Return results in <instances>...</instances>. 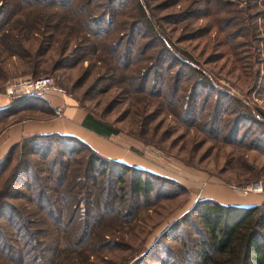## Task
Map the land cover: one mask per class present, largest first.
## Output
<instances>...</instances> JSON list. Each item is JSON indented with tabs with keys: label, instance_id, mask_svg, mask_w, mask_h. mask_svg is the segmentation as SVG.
Here are the masks:
<instances>
[{
	"label": "rangeland",
	"instance_id": "1",
	"mask_svg": "<svg viewBox=\"0 0 264 264\" xmlns=\"http://www.w3.org/2000/svg\"><path fill=\"white\" fill-rule=\"evenodd\" d=\"M41 1L0 3V20L7 19V9H27L18 20L32 24L31 28L40 25L45 32L49 44L40 42L41 30L36 35L23 33L21 41L30 53L44 50L40 67L50 74L38 78H49L47 90L63 93L117 133L129 135L131 151L146 161L145 170L168 179L148 177L149 193L132 195L129 175H125L119 207L129 223L109 228L104 237L111 247L87 262H196L198 241L206 236L189 212L203 197L205 186L239 189L257 182L264 196V0H146L150 30L136 23L132 0L93 1L90 15L100 21L98 29L110 30L109 40H119L116 53L106 46L101 51L96 42L87 43L84 33L75 43L73 31L77 30H72V24L64 28L68 22L58 18L57 5ZM51 12L56 17L48 15ZM54 23L57 28L50 43L47 26ZM3 58L6 54L0 52ZM127 59L132 65L126 70L122 65L128 64ZM24 66L17 58L0 63V102H6L0 110L8 109L3 113L8 114L7 119L0 118V130L16 118L41 116L35 107L45 106L42 96L47 92L5 96L6 84L31 78L20 75ZM143 76L148 91L159 93L147 104L138 93L134 98L128 91L138 92ZM23 97L27 106L21 102L10 107L11 99ZM21 108L26 112L16 113ZM34 145L48 158L63 152L57 140H35ZM32 158L20 159L33 163ZM15 161L13 155L11 164L0 171V186ZM35 174L41 179L45 176L41 170ZM26 181L30 183L29 178ZM41 183L47 189L52 185L47 178ZM19 184L15 186L18 193L7 202L20 210L19 204L24 202L19 195L25 189Z\"/></svg>",
	"mask_w": 264,
	"mask_h": 264
},
{
	"label": "trees",
	"instance_id": "2",
	"mask_svg": "<svg viewBox=\"0 0 264 264\" xmlns=\"http://www.w3.org/2000/svg\"><path fill=\"white\" fill-rule=\"evenodd\" d=\"M93 1L99 0H43L39 3L57 5L54 7L61 12L58 18L68 22L64 28L69 29L72 24V30L79 33L73 31L75 43L79 41L76 38L84 33L82 35L86 34L87 43L96 42L101 51L102 46H106L116 53L120 48L119 40H109L110 30L104 32L98 29L100 21L90 15L95 7ZM132 1L136 23L150 30L151 23L145 16L148 8L146 0ZM0 3H6V0H0ZM26 10H6L7 19L0 20V52L5 53L6 58H17L24 62L21 76L28 75L33 79L43 75L48 77L50 73L43 72L40 67L44 50L38 48L30 53L21 42L23 33L25 35L28 31L36 35L42 31L40 25L31 28L29 26L32 24L25 25L18 20L20 15L28 13L29 10ZM16 14L18 15L15 16ZM48 15L56 17L52 12ZM45 28L44 25L43 30ZM56 28V23L47 26L51 31L50 43L54 42L52 39ZM44 33L42 31L40 42L47 44ZM6 58L0 59V63ZM131 65L130 61L122 67L127 70ZM145 79V76L139 79L138 92L132 89L128 91L131 97H136L138 93L142 103L147 104L150 98L157 97L159 93L149 92ZM25 99L27 98L23 97L19 101L11 99L10 107H16L21 102V106H27ZM77 106L90 119L116 132L112 126L94 117L80 104ZM7 110H0V118L5 116L7 119L8 114H3ZM25 111L26 108H21L16 113ZM127 137L131 139L129 135ZM35 140L60 141L63 152L48 158L46 152H40L39 147L34 145ZM13 155L16 161L0 186V264H89L88 258L111 247L110 241L104 237L108 229L120 225L125 227L129 223L125 218L126 214L119 207L123 199L125 175H129L128 189L132 195L145 196L149 193L148 177L168 180L151 171L101 157L77 139L65 135L23 136L0 159L1 172L11 164ZM27 155L35 157L32 158L33 163L20 159ZM35 162L39 168H35ZM40 170L45 175L43 178H47L52 184L48 189L41 183L43 178L35 174ZM27 178L30 183L26 181ZM18 184L25 189V193L19 195L25 203L19 204L20 210L7 202L18 193L15 190ZM27 207L28 211L25 210ZM189 213L199 222L206 236V240L198 241L199 250L194 254L196 262L192 261L190 264H264V200L259 204L242 207L223 205L211 199H199L194 202Z\"/></svg>",
	"mask_w": 264,
	"mask_h": 264
},
{
	"label": "crops",
	"instance_id": "3",
	"mask_svg": "<svg viewBox=\"0 0 264 264\" xmlns=\"http://www.w3.org/2000/svg\"><path fill=\"white\" fill-rule=\"evenodd\" d=\"M46 92V95H41L46 107L35 110V113L41 116L17 118L0 130V159L7 149L23 136L58 134L77 139L101 157L145 170L146 161L131 151V139L90 119L85 111L63 93L55 90ZM5 103L0 102V108L4 107ZM202 193L201 199L242 207L259 204L264 198L261 193H242L237 188L220 184L207 185Z\"/></svg>",
	"mask_w": 264,
	"mask_h": 264
},
{
	"label": "built area",
	"instance_id": "4",
	"mask_svg": "<svg viewBox=\"0 0 264 264\" xmlns=\"http://www.w3.org/2000/svg\"><path fill=\"white\" fill-rule=\"evenodd\" d=\"M49 78H22L16 82L8 83L4 87L5 96H32L40 95L47 90ZM58 113V111H56ZM241 192L262 193L261 185L257 182L247 184L238 189Z\"/></svg>",
	"mask_w": 264,
	"mask_h": 264
}]
</instances>
